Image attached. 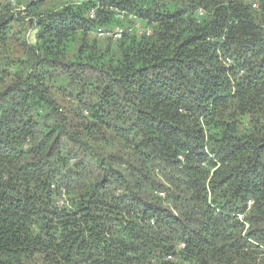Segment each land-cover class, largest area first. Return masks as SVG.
I'll return each mask as SVG.
<instances>
[{"label": "trees", "instance_id": "1", "mask_svg": "<svg viewBox=\"0 0 264 264\" xmlns=\"http://www.w3.org/2000/svg\"><path fill=\"white\" fill-rule=\"evenodd\" d=\"M13 9L0 264H264V0Z\"/></svg>", "mask_w": 264, "mask_h": 264}, {"label": "built area", "instance_id": "2", "mask_svg": "<svg viewBox=\"0 0 264 264\" xmlns=\"http://www.w3.org/2000/svg\"><path fill=\"white\" fill-rule=\"evenodd\" d=\"M72 1H75V0H72ZM249 1L252 3V7L253 8H257L258 0H249ZM94 14H95L94 8L90 9L89 10V16L90 17H93ZM200 14H202L201 11L199 12V15ZM128 18L133 20V24L130 25V26H127V27H121V28L120 27H116L115 30H114V33L113 32L111 33L112 36H114V37H120L124 32L131 33L134 30H139L141 33H144L145 35H149L150 34V32H151L150 29L149 28H142L141 25H140L139 20L136 19L135 16L128 15ZM108 33H109L108 30L107 31L99 32L100 35L108 34Z\"/></svg>", "mask_w": 264, "mask_h": 264}, {"label": "rangeland", "instance_id": "3", "mask_svg": "<svg viewBox=\"0 0 264 264\" xmlns=\"http://www.w3.org/2000/svg\"><path fill=\"white\" fill-rule=\"evenodd\" d=\"M10 3H11V6L14 8L13 10H23L24 9V6H25V3H27L29 0H9ZM95 7V6H94ZM95 10V9H94ZM25 13H22V16L24 15ZM122 16V14H121ZM120 16V17H121ZM133 24V20H131V22L129 23H126L124 25V27H127V26H130ZM111 27V26H110ZM116 27H111L110 29H108L109 33L108 34H103V35H100L98 34L97 38L98 39H101V38H104V36H111V33L113 32L114 33V30H115ZM107 31V30H106ZM27 35H29V31H27ZM31 37V36H30Z\"/></svg>", "mask_w": 264, "mask_h": 264}]
</instances>
